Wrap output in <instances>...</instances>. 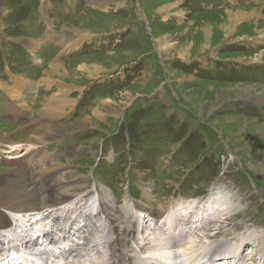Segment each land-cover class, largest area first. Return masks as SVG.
I'll list each match as a JSON object with an SVG mask.
<instances>
[{"label":"rangeland","instance_id":"374dc122","mask_svg":"<svg viewBox=\"0 0 264 264\" xmlns=\"http://www.w3.org/2000/svg\"><path fill=\"white\" fill-rule=\"evenodd\" d=\"M249 2L0 0V81L19 87L24 97L12 99L8 92L0 89V131L23 142L28 137L44 134L48 137L45 144L39 145L47 148L43 152L45 161L37 166L38 172L31 166V159L35 160L30 152L33 149H29L23 159H28L24 161L28 171L13 170L12 160L8 159V156L25 155L27 146L0 152V181H9L8 173H15L16 179L25 180L23 190L34 189L30 194L42 196L48 194L46 185L34 183L39 176L42 180L41 168L56 173L51 176L50 183L57 185L58 192L63 191V183L70 178L83 177V188L73 192V196L87 201L88 217L82 214V223L94 222L92 219L96 217L102 222L113 221L117 211L131 214V205L141 202L142 210H148L152 203L149 210L154 208L157 212L162 205L177 203L182 216L184 211L185 215L186 211L192 213L196 206L207 209V203L209 208L218 211V201L226 200L227 205L220 210L229 211L227 216L231 220L226 223L225 219H220L216 220L217 225L214 221L210 226L204 225L195 231L197 234H191V239L206 231L209 238L201 245L216 246L230 239V236L217 235L220 229L237 225L230 231L252 240L254 249L248 245L251 240L244 248L253 254L249 263L263 264L264 255L259 251L256 236L259 234L262 240L264 233V171L254 172L247 164H258L262 142L255 146L258 144L256 138H264V129L256 124L264 125V105L253 99L228 101L227 96L235 97V91L229 88L231 85H253L256 94L264 90V29L252 35L249 25L234 28L219 25L226 20L223 16L226 9L254 11L264 8V0L248 9ZM46 20L50 22L48 27ZM199 22L209 27L207 36L200 34ZM262 24L259 20V27ZM68 28L75 32L85 29L84 32L96 35H71L70 39ZM50 31L49 43L57 47L42 48L43 44L34 49L25 43L35 42V39L42 42ZM54 33L62 37L57 38ZM244 35L250 39L241 40ZM259 35L263 36V43L259 38L260 45L255 43ZM158 37H168V44L173 45L167 54L156 47ZM181 46L188 49L185 54L188 58L176 56L177 52H182ZM46 59L49 63L57 59L74 66L82 60H98L101 76L93 79L99 74L89 76L75 71L74 75L56 76L64 81H45L43 73L49 63L44 68L42 65ZM108 99H112L107 104L110 112H115L113 117L109 114L93 117L92 113ZM215 101L216 105L211 107ZM48 102L62 104L64 112L53 117L47 115L49 118L38 116V110ZM118 104L120 106L114 109ZM18 106L26 112L25 118L28 114L31 117L29 123L13 114L8 115L11 108ZM87 116H90L89 124L85 121L79 125L86 129L75 131L76 120ZM253 146L257 153L253 152ZM47 160L57 163L49 166ZM57 165L61 171L52 170ZM151 186L147 193L150 198L146 200L143 188ZM52 193L53 189L49 194ZM239 195L243 203L237 199ZM91 197L96 198L92 208L89 205ZM28 205L34 211L41 208L40 201L30 200ZM159 217L156 214L153 225L159 224ZM143 219V214H138L132 221H140L133 229L142 239L147 235L141 224ZM115 233L119 236L121 232L116 230ZM83 235L88 241L83 246L86 248L84 259L96 264L87 255V245L97 239H94L93 229ZM112 239L110 235L109 240ZM102 241L103 238L99 243ZM129 244L134 247L131 238ZM171 246L163 250H177V253L181 250L177 242ZM102 249L103 255L96 254L95 259L107 261L108 250ZM147 253L140 257L155 256L153 252ZM148 264L152 263L148 261Z\"/></svg>","mask_w":264,"mask_h":264},{"label":"bare ground","instance_id":"6f19581e","mask_svg":"<svg viewBox=\"0 0 264 264\" xmlns=\"http://www.w3.org/2000/svg\"><path fill=\"white\" fill-rule=\"evenodd\" d=\"M259 1L260 0H250L248 9L258 5L260 3ZM230 6H233V4L230 3ZM226 11L227 12L223 15L226 20L223 23L219 24L220 26L234 28L236 26L249 25L252 26V35L264 29V8L261 9L260 7L258 10L256 9L254 11H228L227 9ZM92 17L94 18L95 15H93ZM259 20L263 21L262 27H259L258 25ZM46 23L48 27V23L50 22L46 20ZM197 27L200 30V34H202V36H207L210 33V29L206 23L199 22V25ZM68 30H70V28H68ZM83 30L87 31L85 29L76 30V32L75 30H72L74 32L73 33L70 30V39L71 35H96L95 33L84 32ZM102 32L99 33L101 34ZM48 34L49 36H45V40L42 41L43 43L39 42V40L37 39H35V42L31 43L29 41H25V43H27L34 49L41 48L43 44L45 46L42 48H47L49 46H53V48L57 47L56 44L49 43V40L52 36L51 31ZM59 35L60 34L58 33H54V36L57 38L59 37ZM168 37H158L155 40V43L157 44L156 47H158L161 52H164L166 54L171 50L170 48L173 47V45L168 44ZM260 37V41L263 43V36L259 35L255 41V43L258 45L261 44V42L259 41ZM243 39L247 40L250 38L247 35H244L241 40ZM179 50H181L182 52H177V57L182 59L189 57L185 56V54L188 53L186 52V50H188L187 48L181 46ZM98 62V60H82L81 63H78L74 66L70 65V63H66L57 59L50 61L49 63L48 59H46V62L42 65V68L46 67L48 63L49 65L47 66V68H45L43 79L45 81H64L62 78H56V76L74 75L75 71H77V73L79 72L81 74H87L89 76H92L96 73L99 74L100 69L98 68ZM69 67H71L72 69ZM98 76H101V74L96 75L93 79ZM230 87L235 91V97H232V95H228V101L253 99L261 102V104L264 105V90L261 91V93L256 94L253 85H231L229 86V88ZM0 89L8 92L9 96L12 97V99L21 100V97L24 98L19 87H11L0 81ZM38 94L39 92L37 91L36 95ZM111 100L112 99H108L104 101V103H102V105L99 107L100 109L98 108L95 112H93L92 116L101 118L102 116L106 117V115L109 114L111 115V117H113V113L115 112H110V105H108ZM225 101H219V103H223ZM50 102H48L44 105V107L38 110V116L46 118L48 115L50 117H53L59 114L61 115V113L64 112L61 110L62 104L58 105L56 102L50 104ZM216 103L217 101H215V104L211 107H214ZM18 105H21V103H19ZM118 106L120 105H114V109H117ZM107 111L109 112L107 113ZM11 114L18 117L19 119L26 120L27 123L31 121V117L29 116V114L25 118L26 112L21 108V106L11 108L8 111V115ZM22 117H24L25 119ZM89 117L90 116H87L82 118V120H76V122L73 124L75 125L74 127L77 126L75 131L85 130L86 128H84V126L79 125H81L85 121L86 124H89ZM256 125L264 129L263 124L261 126H259V124ZM27 131L28 129H26V135ZM29 136L32 137L34 136V134ZM47 138V134H44L32 138L28 137L26 142H23L22 139L14 140L9 137L7 133L0 131V152H11L14 150L16 151L23 145L27 146L25 155L8 156V159L12 160L13 170L16 171L20 168H23V170L28 171V167L24 165V161H27L28 159H23H25L24 157L28 155L29 149H33L30 150V152L35 157V160L32 161L31 159V166L33 170H36L38 172L37 166H41V164H43L42 162L45 161V158H43V152L47 148L46 146L39 145L45 144ZM256 141L258 142V144H255V146L257 147L260 145V142H262V149H258V152L260 151L257 156L258 164L254 165L253 162H249V164L247 165L250 170L254 172H263L264 138L257 137ZM7 147H10L11 149H5ZM255 148L253 146V152L257 153ZM47 161H49L47 164L49 166H54V164L57 163L52 160ZM58 166L59 165L53 167L52 170H60ZM41 170L42 172H40L39 175H41L43 181L39 176L37 179H35L34 183L37 186H43L42 184H45V190L48 193L47 195L40 196L35 193L30 194L34 189H27L28 191L26 192L25 190H23L25 180L21 178L16 179L14 176L15 173L12 172L8 173L11 178L9 181H0V264H91V261L84 259L86 255V248L84 249L83 246L85 245V242L87 244L88 241L87 238H84L83 234L88 233L92 229L93 234H95L94 239H97L96 241L93 240L94 242L87 245V255L89 256L88 259H94L96 264H148V261H150L152 264H176L175 261H179V263L181 262V264H250L249 261L253 260V254L251 252L249 253L247 250L245 251L244 249L245 246H247L248 241H250L251 239L245 240L243 236H236L235 234H233L234 232L230 231V229L235 228L237 225L231 226L230 224H228L230 225L228 226L229 229L226 228L222 230L223 228H221L220 232L217 235H224L227 237L230 236V239L224 241L222 240L223 242L216 246L213 245L207 247L206 245H201L203 242L205 243V241L209 238L205 233L206 231H203L204 233H200L199 237H196L193 240L191 239L193 238L191 237V234H194L196 230L199 231L200 228H202L204 225L210 226L213 221V224L217 225L216 220L220 219H225L226 223L231 220V218H228L227 216L229 211L227 212L224 209L220 210V207L227 205L226 200H223L222 203L218 201V211H215V209L213 210L211 207L209 208L207 203L209 199L208 198L206 201V207H208L207 209L200 208V206L194 207L192 205L195 208L191 211L192 213L186 211L187 213L185 215L184 211L182 212V216L179 215V208H181V206H177V203L176 205L174 203L172 205L169 204L168 206L166 204L162 205L157 212L154 208L153 210H149V208H152V203L149 204L148 210H142L144 205L143 202H141L140 204L131 205V214L129 212H125L124 210L117 211V217L113 221L106 219L105 222H102L98 221L96 217L92 219L94 220V222L85 223L83 221L82 223L83 219L81 220V215L84 214V217H88L89 211L87 212L85 210L87 201L85 203V199L77 198L78 195L73 196V192L83 188L82 183H84V178H75V176L70 178L69 181L63 183V191L60 190L61 192H58L57 185L50 183L51 176L54 174L56 175V173H48L43 168H41ZM151 188L152 186L148 189L145 188L147 190L143 188L144 199L149 200L150 194L148 195L147 193H150ZM52 189L54 193L49 194ZM237 199H239L240 202L243 203L242 195H239V198L237 197ZM30 200H33L34 202L40 201L41 208H39L38 211L32 210V207L28 205V202ZM232 200H234V198ZM95 204L96 198L94 197L89 204L90 208H92L93 206L95 207ZM228 205H230L229 202ZM97 206H99L98 203ZM190 207L191 205H189V209ZM103 214H100V217L104 220ZM138 214H140V216L143 214L144 216L141 224L144 230L147 232V235H143V239L141 236V238L137 237V232H134L133 229L134 225H140V221H136L135 223L132 222L133 218H135V215ZM156 214L160 216L159 224L153 225ZM187 215L191 216V218L187 219ZM237 215H239V213ZM223 216L227 217L223 218ZM126 226L127 228L125 229ZM116 230L121 232L119 236L116 235ZM196 232L195 234H197ZM97 234L98 237H96ZM214 234L212 235V237H214ZM110 235L113 237L112 240H109ZM256 237H258V246H260L259 251L264 255V233H262V240L259 239V234ZM101 238H103V241L99 243V240ZM130 238L133 242L134 247L129 244ZM199 238L203 239L201 240V242H196ZM77 240L81 242L79 243L77 242ZM171 242L178 243V248L181 249L180 251H178V253L177 250L176 252L174 250H170L171 253L163 250L165 246H168L167 249H171ZM251 242L252 240L248 243V245L251 249H254ZM215 243L216 242H214V244ZM197 244L200 246L195 248L196 246H198ZM93 245H95L96 247L93 248ZM49 246L51 248H49ZM102 248L108 250L107 261H102V259H95L96 254L101 255V253L103 252ZM51 249H54L55 252ZM132 249H134L133 253ZM188 249H192L193 253L191 252V250L188 251ZM57 251H59L58 254H56ZM147 252H153L155 253V256L152 255L153 257H140L142 253L148 254ZM125 256L127 257L125 258ZM160 258H166L167 260L161 261L159 260ZM245 258L247 259L245 260ZM72 260H79V262H73Z\"/></svg>","mask_w":264,"mask_h":264},{"label":"crops","instance_id":"0c3cea01","mask_svg":"<svg viewBox=\"0 0 264 264\" xmlns=\"http://www.w3.org/2000/svg\"><path fill=\"white\" fill-rule=\"evenodd\" d=\"M52 33V32H51ZM48 36V35H47ZM67 37H69V36H67Z\"/></svg>","mask_w":264,"mask_h":264}]
</instances>
